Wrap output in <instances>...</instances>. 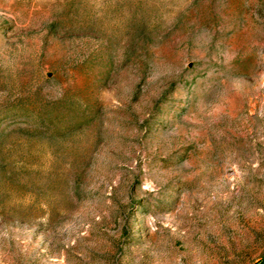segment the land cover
<instances>
[{
    "label": "rangeland",
    "instance_id": "rangeland-1",
    "mask_svg": "<svg viewBox=\"0 0 264 264\" xmlns=\"http://www.w3.org/2000/svg\"><path fill=\"white\" fill-rule=\"evenodd\" d=\"M0 264H264V0H0Z\"/></svg>",
    "mask_w": 264,
    "mask_h": 264
}]
</instances>
